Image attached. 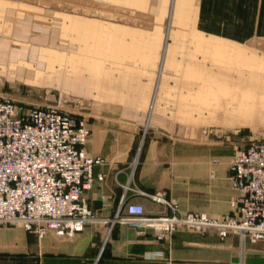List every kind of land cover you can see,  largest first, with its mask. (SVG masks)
<instances>
[{"label":"crops","instance_id":"obj_1","mask_svg":"<svg viewBox=\"0 0 264 264\" xmlns=\"http://www.w3.org/2000/svg\"><path fill=\"white\" fill-rule=\"evenodd\" d=\"M259 38L264 0H0V90L39 99L22 106L70 98L89 129L83 151L101 160L82 194L98 217L127 202L158 216L165 208L142 193L159 190L180 213L218 217L235 195L237 146L206 129V67L237 66L220 61ZM0 264H264V239L179 228L166 242L113 220L37 237L0 223Z\"/></svg>","mask_w":264,"mask_h":264},{"label":"built area","instance_id":"obj_2","mask_svg":"<svg viewBox=\"0 0 264 264\" xmlns=\"http://www.w3.org/2000/svg\"><path fill=\"white\" fill-rule=\"evenodd\" d=\"M88 135L84 119L75 113L54 104L22 106L0 93V223L37 237L49 230L70 237L85 224L113 220L147 226L166 242L179 228H214L221 237L232 231L251 242L264 239V140L246 143L228 163L226 177L235 191L228 214L180 213L159 190L141 193L161 204L164 213L146 217L141 204L127 202L121 215L116 211L104 219L82 196L93 180L92 166L101 162L83 151Z\"/></svg>","mask_w":264,"mask_h":264},{"label":"rangeland","instance_id":"obj_3","mask_svg":"<svg viewBox=\"0 0 264 264\" xmlns=\"http://www.w3.org/2000/svg\"><path fill=\"white\" fill-rule=\"evenodd\" d=\"M245 46L249 47L248 51L238 52L237 59L220 61L237 63V66H207L205 73L207 96L214 95L207 101L208 110L213 114L206 115V129L222 141L234 143L237 149L250 140L264 138V39H255ZM250 49H253V58H250ZM12 87L15 88L12 95L7 93V96L14 101L32 103L39 100L21 98L26 90L17 84ZM58 97L64 106L54 103ZM55 98L46 103L67 109L66 105L71 102L65 94H57Z\"/></svg>","mask_w":264,"mask_h":264},{"label":"water","instance_id":"obj_4","mask_svg":"<svg viewBox=\"0 0 264 264\" xmlns=\"http://www.w3.org/2000/svg\"><path fill=\"white\" fill-rule=\"evenodd\" d=\"M1 91L2 90H0V92ZM2 93L7 95V93H5L4 91ZM54 103L58 104L59 106H64L63 102L61 101V99L59 97L57 99L55 98ZM256 140H264V138H262V139H253V140H250V141H256Z\"/></svg>","mask_w":264,"mask_h":264}]
</instances>
